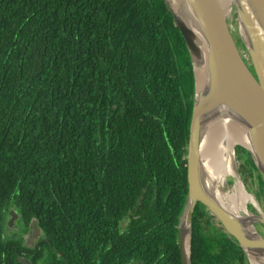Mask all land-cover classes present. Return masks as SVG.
Listing matches in <instances>:
<instances>
[{
    "label": "trees",
    "instance_id": "trees-1",
    "mask_svg": "<svg viewBox=\"0 0 264 264\" xmlns=\"http://www.w3.org/2000/svg\"><path fill=\"white\" fill-rule=\"evenodd\" d=\"M192 94L163 0H0V264L10 208L43 264H180ZM216 223L197 202L191 264H248Z\"/></svg>",
    "mask_w": 264,
    "mask_h": 264
},
{
    "label": "water",
    "instance_id": "water-1",
    "mask_svg": "<svg viewBox=\"0 0 264 264\" xmlns=\"http://www.w3.org/2000/svg\"><path fill=\"white\" fill-rule=\"evenodd\" d=\"M173 1L163 0L184 41L193 78L184 155L186 196L176 225L180 264H191V221L197 202L235 240L248 264H252L251 258L264 264V237L256 228L257 223L264 226V214L253 203L256 212L247 205L246 212L234 211L219 202L205 183L201 155L209 135H224L232 142L233 163L234 145L245 148L264 183V0H231L229 14L218 0H180V11L172 7ZM232 14L248 61L229 28ZM195 63L202 65L200 76L195 74ZM236 135L244 142L235 139ZM231 180L226 179V184ZM9 216L8 226L12 227L15 212L10 210ZM30 226L36 228L34 218Z\"/></svg>",
    "mask_w": 264,
    "mask_h": 264
},
{
    "label": "bare ground",
    "instance_id": "bare-ground-1",
    "mask_svg": "<svg viewBox=\"0 0 264 264\" xmlns=\"http://www.w3.org/2000/svg\"><path fill=\"white\" fill-rule=\"evenodd\" d=\"M221 7L229 14L231 0H218ZM172 7L180 11V0H174ZM186 17L185 13L183 14ZM202 65L195 63V74L200 76ZM235 139L244 142L242 136L236 135ZM232 142L221 134L209 135L202 144L201 155L203 157V177L207 187L215 197L226 207H231L234 211L246 212L248 202L253 203L256 208L255 200L248 195L241 187L239 179L235 173L234 163L231 154ZM227 176H232L230 184H226ZM226 184V185H225ZM233 207V208H232ZM252 264H262L259 260L251 258Z\"/></svg>",
    "mask_w": 264,
    "mask_h": 264
},
{
    "label": "flooded vegetation",
    "instance_id": "flooded-vegetation-1",
    "mask_svg": "<svg viewBox=\"0 0 264 264\" xmlns=\"http://www.w3.org/2000/svg\"><path fill=\"white\" fill-rule=\"evenodd\" d=\"M235 156L236 159H239L238 152L237 155L235 153ZM239 161H240V172H242L244 174V177H246L245 179L242 178L243 179L242 184L245 187V189L248 191V193H251L253 195V193L255 192L258 195L260 202L262 204V205L259 204L261 206L260 211L264 214V186L260 185V182L256 177L257 172H255L252 168L251 171L248 170L241 158L239 159ZM249 203H250L248 206L249 210L252 212H256L255 208L253 207V204L251 202ZM203 208L204 211L209 215L207 208L205 206H203ZM10 210L13 209L10 208L9 211ZM9 211L5 216L4 227L2 232L6 236L5 241L7 240L10 242L7 248L8 252L6 254L7 257L6 262L8 263L9 257H13L14 264H22L21 261H23L24 264H43V258H41L40 253L43 254L44 256L48 254V251L45 248V243L47 242V238L42 234V231H40L36 226H35L36 228H32V226H30V221L32 218H30L26 227H23L21 225V219L19 213H17L14 210L13 211L15 212V216L13 218V225L12 227L8 226V221L10 219ZM210 219L212 220V222L217 221L216 219L211 217ZM256 228L258 229L259 233H261V235L264 237V226L260 223L259 224L257 223ZM17 241H19V243ZM50 253H57V251L54 248H51ZM57 256H60V254L58 253Z\"/></svg>",
    "mask_w": 264,
    "mask_h": 264
},
{
    "label": "rangeland",
    "instance_id": "rangeland-1",
    "mask_svg": "<svg viewBox=\"0 0 264 264\" xmlns=\"http://www.w3.org/2000/svg\"><path fill=\"white\" fill-rule=\"evenodd\" d=\"M229 28L231 29V31H232V33H233V36H234V38H235V41H236V43H237V47H238V49H239V51L242 53V55H244V57L246 58L247 57V54L245 53V51H244V49H243V46H242V44H241V42H240V39H239V37H238V35H237V32H236V22H235V18H234V15L232 14V16H231V18H230V21H229ZM247 59V58H246ZM247 61H248V59H247ZM234 148H235V145H234ZM235 150V149H234ZM234 166L236 167V170H237V174H238V177H239V180L241 181V182H243V179H245L246 177H244V174L242 173V172H240V161H239V159H236V156H235V151H234ZM243 178V179H242ZM232 179V177H230V176H227V181H229V180H231ZM245 188V187H244ZM248 189V188H247ZM249 190V189H248ZM251 194V193H250ZM252 195V194H251ZM252 197H253V199L256 201V204H257V206H258V208H259V210L261 209V206L260 205H262L261 204V202H260V199H259V197H258V195L254 192L253 193V195H252ZM255 197V198H254ZM258 202V203H257ZM249 202L247 203V208H248V206H249ZM260 204V205H259ZM249 209V208H248ZM126 220H124V222H125ZM213 223H215V224H217L216 223V221H213Z\"/></svg>",
    "mask_w": 264,
    "mask_h": 264
}]
</instances>
